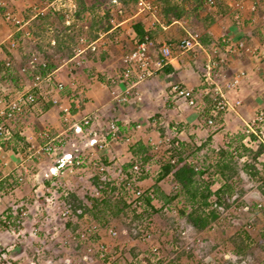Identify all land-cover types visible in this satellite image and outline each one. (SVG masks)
I'll return each instance as SVG.
<instances>
[{
  "label": "rangeland",
  "instance_id": "1",
  "mask_svg": "<svg viewBox=\"0 0 264 264\" xmlns=\"http://www.w3.org/2000/svg\"><path fill=\"white\" fill-rule=\"evenodd\" d=\"M3 1L1 6L4 8L0 11V27L2 29L4 28L6 32L8 30L12 31V35L3 41L4 46L9 48L12 54L8 58L3 57L1 61L5 63L7 59H10V67L12 66L13 70H18L22 66H29L30 60L23 54L27 51H33L32 46L34 45L33 42H35L33 39L35 37L37 38V35L35 36L34 33L35 31L41 33V41L47 42L54 39L52 40L53 47L49 50L53 62L56 61V64L62 66L63 63L61 60H66V62L69 61L62 50H60V46L64 45L60 40L62 38L61 35L64 34V21L73 22L74 13L78 9L76 0ZM84 1L86 6L95 4V0ZM109 1L110 0H99L98 3L102 4L98 6L100 8L98 12L102 13L103 10L109 8L111 10L110 20L114 17V12L117 7H122L126 11L125 21H122V18H116L114 21L116 26L119 25V27L113 26L118 29V42L113 47L112 56L97 64H91L88 60L79 63V56L84 54L87 49L80 54H77L78 50L83 49L85 45L90 42L87 37L80 36L76 39V45L74 46L75 56L77 57L70 61L75 62V65L68 62L67 65L61 68L62 70L58 68L59 73L56 75V78L59 82L63 83L64 80H66V72L70 67L72 68L74 66L78 72L76 76V85L81 89H85L86 85L89 86V81L85 79L87 71L83 73V71H81V66L83 68L91 66L94 69V75L97 74L100 77L106 78V74L104 73L105 70H103V72L100 71V67L107 65L109 62L113 63L114 67L117 63H119L120 66L121 57L126 53H124L126 47L122 44L124 43L123 36H126L125 31L129 28L130 24L134 22H153L155 18L162 16L163 5H180L183 16L181 21L182 24L185 25L183 26L195 32L201 31V26H198L196 16H193L192 13V10L197 8V4L194 0H142L143 2L145 1L146 4H149L150 8L148 10H143L140 4L129 10V8L125 6L118 4L112 5ZM237 1L242 2V7L238 8L237 5L233 3L234 5H232V8L236 13H233L232 16H240L237 18V21L238 19L240 21V23L238 22L240 24L239 26L243 25L240 18L244 20V26L247 25L249 19L250 25L248 27L253 28L259 26V29L264 31V0ZM245 3H248L249 6L245 5ZM222 6L223 5H221V7ZM251 8H253V10ZM201 10L207 12L206 14H210V12L213 11L207 8ZM5 13H9L11 17L19 21V24L15 25L11 20H6ZM138 13L140 14L137 18L127 22L129 18ZM168 16L170 19V16L172 17L173 15L168 14ZM36 20L37 23L35 24ZM90 20V14H86L84 19L77 21L76 26L84 27L86 30ZM170 20H173V18ZM48 21L49 24H51L50 27L45 25V22ZM124 22H126V24L121 26L123 27L121 30L120 24ZM162 23L164 24L165 22L162 20ZM45 26L48 27L45 28ZM19 27V31L16 32ZM172 28L176 32H181L182 29L177 24H174ZM219 28L226 30L227 26L222 24ZM49 29H52V31ZM151 29L152 28H150V30ZM19 33L28 34V36H25L26 47L21 51L22 53H16L18 47L16 36ZM102 33L103 32L100 33V37H102ZM122 34L124 35L121 36ZM81 39L86 40L84 45H81ZM12 43L14 44V48L10 47ZM100 46V48L107 47L105 42H102ZM247 46L252 50L256 49L253 54L248 55H251V58L256 60L254 71L262 73V78L264 79V33L263 35L260 34L256 42H249ZM31 57L36 63L43 62L42 54L33 52ZM106 61H108L107 64L105 63ZM119 68L116 69L117 72ZM103 69H105V67H103ZM248 70L246 69L247 72ZM61 73L63 74L61 75ZM253 88L254 85L252 86V91ZM11 89L12 84L4 78H1L0 75L1 93L6 94L10 92L9 90ZM85 91H81L80 95L78 94L79 92H77L75 100L78 101V105L83 103L82 100L85 98ZM254 91H257L256 93L258 96L256 97L262 96V100L264 101V83L259 81ZM45 97L46 99L49 98V94L45 95ZM53 108L54 113L50 114V117L45 119L48 122L52 121L51 125L47 124L48 127L46 121L43 125H38V121H36L38 116L33 112L28 115L27 118L16 121H24L27 123V125L25 124L26 128L21 127V124H13L12 135L16 130H18V133L23 134L19 136L20 138H24L25 144H22L26 145L27 148L28 144L26 140H35L40 143V140L37 139V133L39 131L48 130L49 134L52 136L62 134V130L59 129L56 131L53 129V126L57 125V123L52 116H56L55 113L61 114L56 105H53ZM127 112L129 113L128 110ZM172 115L174 114L169 112L168 115H165L167 117L161 120L163 128L165 122H171ZM61 116L62 115L59 116L60 121H58L60 124H63V118ZM254 116H252V118ZM105 117L109 118L107 116ZM142 124L144 125V123ZM128 128L129 130L126 129V132L125 130H120L121 135L126 133L127 136H130L128 142L121 136L122 139L120 138L117 141H113L112 144L108 145L105 151L100 154V158L105 155L104 157L112 163L108 178L110 182H113L112 185H115V190L111 193L109 189H107L106 194L95 191V189L92 188L89 182L90 179H88L90 176L89 170L91 169L86 172H78L67 176L57 172L55 175L56 178L53 177L54 179H51L45 175L46 167H52L54 164L51 158L43 155L37 159L36 157L26 159V148L20 152L19 157H15V153L14 155L10 154V150L15 148V144L12 145L10 141L8 142L7 148L9 149V155L5 156L6 159L0 160V216L11 219V227L9 229L11 237L5 241V243H7V249H9V252H7L5 256L8 264H167L168 261L176 258V264H264V251L258 246L260 242L259 234L264 231V183L262 181L253 182L247 175L241 174V177H239L240 183L236 185L235 192L237 193L238 190L242 191L240 198L237 199V194L235 193L232 198L228 200V204L235 210V216L232 217L231 221H227L225 219L226 214L221 215V221L217 223L220 225L218 232H197L189 226L184 219L178 220V222L173 225L171 219H168L159 212L154 214L152 217L153 220L150 222L148 218L146 221L142 219H133L135 215L144 213V205L142 203L140 206L137 205L133 207L132 202L129 207H126L127 202L134 200V195L131 189L122 190V181L116 176V169L118 167L122 168L123 163L129 161L128 150L133 144L142 142V140H146L147 143H151L152 141L155 142L156 138L150 136L148 132L145 133L142 131L143 128H135V130L139 131L135 136V132L133 130L131 131V127L128 126ZM241 130L246 132L244 124L237 125L235 129L227 133L233 135ZM167 132L168 138H172L175 135L170 127ZM206 134L207 131H203L202 137H205ZM188 136L189 134L186 133L185 137ZM199 142L200 141H198V144H201V142ZM244 142H246L249 148L255 151L259 143L264 144V134L260 136V139L257 138L256 141L249 142L246 138ZM151 145L153 146L151 154L156 158L161 155L167 147L163 143ZM20 158L24 161H20ZM4 160H6L7 164L3 163ZM245 160H247V158L243 157L241 161L239 160V164H242ZM259 161L260 163L257 162L260 164L258 167L262 168L261 164L264 163V153L259 157ZM85 162L88 161L85 160ZM15 165L17 166L16 168ZM20 165L26 168V173L21 170ZM149 165L152 167L151 172L147 173L148 175L146 177L141 178L138 183L141 190L140 192H145L144 188L151 187L154 184L161 187V190L165 193L172 192L175 189V184L172 183L171 176L158 182L157 178L159 176L160 167L155 162H150ZM114 169L115 171H113ZM261 174L264 179V168H262ZM46 180H51L49 185L46 184ZM219 186L220 184L214 181L211 185V191H215ZM71 193L76 194L77 197L82 200L83 204L88 207L94 205L95 199L100 200L107 198V196L111 194L112 197L110 198L112 200L121 198L125 206L116 217L111 218L105 225H100L91 219L84 221L80 218H70L68 215V203L66 198H68ZM215 198L216 196H211L209 199L210 202H214ZM158 200L159 199L156 198L155 201L159 202L160 205L161 202ZM233 200L235 201L233 202ZM159 205L157 208H159ZM21 212H23L24 215L20 216L19 214ZM14 213H16V215H14ZM1 220L2 219H0V222ZM71 224H75L76 228L72 230V226L74 225L71 226ZM89 229L92 230L89 232ZM221 232L223 233L222 235ZM241 240L249 247L246 248V253L236 255V245H240ZM111 247H115L113 252L109 250ZM107 252H109L108 255H106ZM180 255H182L181 259L178 258ZM189 255L192 257H187ZM104 256H106V259ZM160 259L163 260V263H159ZM0 261H3V259H0Z\"/></svg>",
  "mask_w": 264,
  "mask_h": 264
},
{
  "label": "trees",
  "instance_id": "2",
  "mask_svg": "<svg viewBox=\"0 0 264 264\" xmlns=\"http://www.w3.org/2000/svg\"><path fill=\"white\" fill-rule=\"evenodd\" d=\"M98 1L99 0H95V4L92 6H86L84 0H76L78 9L74 13L73 22L64 21V34L61 35L62 38L60 40L64 45L60 46V50H62V52L66 55L69 62L77 57L75 56L74 46L76 45V39L80 36H85L90 40V42L92 41L94 43V49H87L84 54L80 55L78 58L79 63L88 60L91 64H97L102 60L109 59L112 56L111 53L113 51V47L118 42V29L114 28L113 25L110 24L111 10L109 8L103 10L102 13L98 12L100 9L98 6L102 4L98 3ZM139 1L140 0H110L109 2L112 5L118 4L131 10L132 7L138 6ZM194 1L196 4L198 2V8H201L203 0ZM3 2V0H0V11L4 8L1 6ZM86 14H90L91 20L85 30L84 27H77L76 23L77 21L84 19ZM168 14L173 15L172 17L170 16V19L173 18V20L176 21L183 17L180 5H163L162 16H158V19L161 22L163 20L165 22L164 24H171L173 20L169 19ZM36 23L37 20L35 21V24ZM45 25L50 27L51 24H49L48 21L45 22ZM48 26H45V28ZM49 30L52 31V29ZM133 30L136 35V42L142 41L146 36L150 39L152 37L150 30L143 28L142 22H137L133 26ZM190 31L197 33L191 29ZM101 32H103L102 37H100ZM34 33L35 36L37 35V38L35 37L33 39V41H35L32 46L33 51H27L23 55L28 57L30 60L29 64L36 65L40 63H36L31 57L33 52L42 54V61L45 62L46 67H42L41 65L38 66V73L42 76H45L46 73H50L49 82L55 86V76L58 71V64H55L52 61V58L50 57L51 54H49V50L53 47L52 40L54 39L47 42L41 41V33H37L36 31ZM25 36H28V34H17L16 38L18 47L16 53L23 51L24 47H26ZM209 37L210 36H208V38ZM206 38L207 36H203V38L199 39L200 45L201 42L206 46L208 45ZM180 40L181 38L175 43H179ZM102 42H105V45L107 46L106 48H100V44ZM170 42L173 43L172 41ZM2 53L4 56L6 55L5 57L7 58L11 56V51L6 47H2ZM70 63L75 65V62ZM12 70V66H6L5 63L0 60L1 78L9 81V83L16 89L15 93L12 92L6 95L1 93L0 90V97H3V99L7 101L22 92V78L18 74L17 70H13V72ZM81 71H83V73L84 71H87L85 79L89 81V84L102 81H106L108 83L110 82L107 77H100L97 74L94 75V69L91 66L88 68H83L81 66ZM77 74V70L66 72L68 79L64 80L63 89L60 92L61 97L65 101H69L72 107L75 105V96L77 95V92L87 90V85L85 86V89H81L76 85ZM30 78L31 76H29V79ZM130 79L133 80L132 77ZM222 114V112H217L215 108L212 107L207 111L205 116L212 118L214 125L218 127L219 124H222L221 120H218L219 116ZM132 127L134 128V125ZM169 127L172 131H174V133H178L182 128H179V126L174 122H171ZM158 131L161 134L163 133L161 128H158ZM246 138L249 142L257 140L256 136L248 134L244 130L236 132L233 135L227 134L225 136V140L219 142L217 148L215 146H211L212 144L209 139L203 144H198V140L192 135H189L184 141H179L176 137H172L170 147H166L164 152H162V154L157 158L151 154L153 146L150 143L137 142L136 144H133V146H131L128 150L129 161H127V163H123L122 165L121 177L124 180L130 182L135 190L141 191L138 183L141 178L148 175L144 170V166L145 164H150V162H155L160 167L157 181L160 182L161 180H165L171 176L172 183L175 184V189L170 193H165L161 190V187H158L155 184L151 187L144 188L145 192L141 193V197L138 199V201H142L144 205V213L135 215L133 219H142L146 221L148 218V221L150 222L153 220L152 217L154 214L159 212L165 215L168 219H171L173 225L178 222V220L184 219L186 223L197 232H218L220 225L217 223L221 221V215L226 214L225 219L227 221H231L232 217L235 216V210H233L231 205L228 204V200H230L233 194L236 193V185L240 183L239 177H241V174L247 175V177H249V179L253 182L262 181L264 183V179L261 174L262 168H264V163L261 164L262 168L258 167L260 166V164H258L260 163L259 157L264 153V144L259 143L257 145V149L253 151L252 148H249L246 142H244ZM12 140L15 142H17V140H22L18 135V131L13 133L9 140L10 143ZM15 151L17 152V150ZM240 157H245L247 160H245L242 164H239V160L241 161L242 159ZM173 159L175 160V163H171V160ZM184 161L186 166H180V168H177V165L182 164ZM100 163L104 165L106 169L104 172H100L94 176L92 178V183L97 191H100L103 194L107 193V189L113 193L115 185L113 186V182H110L108 178L112 163L104 157L100 158ZM134 165H139L141 168L140 172L133 174L132 167ZM113 171H115V169ZM104 176L106 180L104 179L103 181L101 178ZM54 177L56 178V176ZM50 181L51 180L47 181L46 184L49 185ZM214 181L218 182L220 187L215 192H212L211 185ZM124 188L125 185L122 186V190H124ZM238 191L236 193L237 199H239L242 195V191ZM213 195L216 196V201L211 203L209 199ZM110 197H112V194L107 196V198L100 200L95 199L94 205L92 207H88L83 204L82 200H80L76 194L71 193L68 198H66L68 203V215L70 218H80L84 221L91 219L100 225H105L111 218L116 217L125 206V203L121 198L112 200ZM156 198H158V201L161 202L160 205L159 202L155 201ZM234 201L235 200H233V202ZM158 205L159 208H157ZM71 226L72 230L76 228L75 224H71ZM222 234L223 233L221 232V235ZM259 235L260 242L258 243V246L264 251V231ZM244 243L245 242L241 240V244L236 245V255L246 253V248L249 246ZM109 250L113 252L115 247H111ZM108 254L109 252L106 253V255ZM181 257L182 255L178 256L180 259ZM187 257L190 258L191 256L189 255ZM104 258L106 259V256H104ZM159 263H163V260L160 259ZM176 263L177 258L168 261L167 264Z\"/></svg>",
  "mask_w": 264,
  "mask_h": 264
},
{
  "label": "built area",
  "instance_id": "3",
  "mask_svg": "<svg viewBox=\"0 0 264 264\" xmlns=\"http://www.w3.org/2000/svg\"><path fill=\"white\" fill-rule=\"evenodd\" d=\"M139 4L142 5L143 10H148L150 8L149 4H146L145 1L143 2L140 0ZM207 4L213 6L215 0H207ZM125 12L126 11L122 7H117L110 23L113 26H116V23L114 22L116 18H122V21H125ZM5 15L6 20H11L15 25L19 24V21L11 17L9 13H5ZM200 37L199 34L186 30L184 37L181 38L179 43L176 44L171 43L170 41H163L158 47V52L155 54H153L154 47L152 40L148 36L144 37L142 41L136 42L134 49L129 50L121 57L119 66L121 71L117 80L125 85L131 80V77L138 83L146 82L169 63L173 58L175 51L184 54L194 51L196 47L201 48L199 42ZM85 41V39H81V45H84ZM10 47L14 48V44L12 43ZM85 49L93 50L94 43L88 42L83 49L78 50L77 54L82 53ZM201 50L206 57V70L202 76L203 80L201 86H203L205 91L207 90L206 92L211 91L210 97L212 107H214L217 112H222L223 114L233 111L234 106L228 102L225 95L228 90L233 88L239 82L241 77L246 75V72L242 71L231 80L225 81V75H220L221 68L225 66L226 61L222 56L224 54L222 53L221 55L222 51L217 47H213L209 51H205L202 48ZM235 51L244 54H253L256 49L252 50L242 41L229 43L224 49L225 53H232ZM61 61L63 63L62 66L67 65L69 62H66V60ZM54 63L56 64V61ZM5 65L10 66V60L5 61ZM40 65L46 67L45 62L20 67L17 71L22 78V92L8 101L4 100L3 97H0V160L6 159L5 156L9 155L7 145L12 136L13 124L19 119L23 120L24 118H27L28 115L33 113L34 108L40 107V105L45 102V97L40 93V89L43 82H49L50 73H46L45 76L40 75V73H38V66ZM75 70L76 68L74 67L69 68V71ZM29 76H31L30 79ZM220 79H223L224 83L222 81V83L218 84L217 81ZM61 89L62 83L57 81L54 90L58 92ZM9 91L10 92H7L6 94L12 92L15 93L16 89L12 86V89ZM169 93L175 101L184 104L186 108L190 110L194 109L195 111L200 109V105L196 98V92L193 87L184 86L180 83H173L170 85ZM110 95L114 104H124L131 96V87L127 85V87L123 88L121 91H117L114 88L111 90ZM50 97L49 102L56 105L59 112L62 114L63 123L65 125L62 134L67 133L73 136V141L69 142L65 140L61 137V134L52 136L49 134L48 130L39 131L37 133V139L40 140V143L35 140H26L28 145L25 158H39L40 156L46 155L53 160V166L56 169V172L62 173L64 176L78 172H86L91 169L89 170L90 176L88 179H90L89 182L92 188L97 191L92 183V178L100 172H104L106 169L105 166L100 163L101 152L105 151L108 143L111 141H117L122 136L124 137V140L128 142L130 136H127L126 133L121 135L116 122L113 119L106 118L100 111L74 120L69 105L64 104L57 95H51ZM239 104L240 102H236L235 105L238 106ZM71 118L75 121L74 123H71ZM156 124L157 119L152 118L151 121L144 123V125L138 123L135 128L141 129L147 126L155 127ZM213 124V119L207 118L205 121H196L195 125L198 130L202 131L207 127H211ZM244 125L246 127V133L253 134L256 138L260 139V136L264 134V110L259 111L252 119L245 122ZM168 129L169 123L164 124L163 135L158 136L155 139V142L152 141V144L163 143L167 147H170L172 138L167 137ZM173 137H176L179 141L182 140L179 136L175 135ZM78 147H82L83 149ZM10 154L14 155L12 150H10ZM85 160L88 162H85ZM20 161L24 160L20 159ZM3 163L7 164L6 160H4ZM171 163H175V160H171ZM16 167L17 166L15 165V168ZM20 168L26 173V168L23 165H20ZM151 168L152 167L149 164L144 166L146 173L151 172ZM140 169L139 165H134L132 167L133 174L140 172ZM121 173L122 168L118 167L116 169V176L122 181V186L125 185L124 189H131L134 195V200L127 202L126 207H129L132 202L133 207L137 205L140 206L142 201H138V199L141 197V192L133 189L131 183L121 177ZM104 179L105 176L101 178L103 181ZM14 215H16V213H14ZM19 215L22 216L24 213L21 212ZM0 219H2L0 222V259H3V261H0V264H8L5 256L7 252H9V249H7V243H5V241L11 237L9 231L11 227V219H8V217L5 216H0ZM91 230L89 229L88 231L90 232Z\"/></svg>",
  "mask_w": 264,
  "mask_h": 264
},
{
  "label": "crops",
  "instance_id": "4",
  "mask_svg": "<svg viewBox=\"0 0 264 264\" xmlns=\"http://www.w3.org/2000/svg\"><path fill=\"white\" fill-rule=\"evenodd\" d=\"M204 2L205 0H203L201 8H198L197 2V8L195 10L193 9L192 13L193 16H196L198 26H201V31H197V33L199 32L201 36L200 38H203V36H207L206 41H208V43H206L208 45L206 46L201 42V48L205 51H209L213 47H217L222 51L224 50L223 48L225 41L229 43L242 41L245 44H248L249 42H256V40L259 39L260 34L263 35L264 31L262 29H259V26L253 28L248 27L250 25L249 20L247 21V25L244 26L245 22L244 20H242V18H240L243 25L239 26V19L237 21V19L232 16L233 13H236L232 8V5H234L233 3H236L235 0H221L217 3V5L214 6H208L204 4ZM221 5L223 6L221 7ZM245 5L249 6L248 3H245ZM206 8L212 9L213 11L210 12V14H206L207 12L201 10ZM139 14L140 13L132 16L127 22H130L132 19L137 18ZM182 18L178 19L177 21L174 20V22H172L171 24H163L158 18H155L151 23L142 22L144 23V29L150 30V28H152L150 32L152 33L151 39L154 47L153 54L158 52V47L163 41L171 40L173 43H175L180 38L184 37L185 31L188 29L184 27V24H182ZM136 23L137 22L130 24L129 28H127V30L125 31V37L123 36L124 34L121 35L123 36L124 40V43L122 44H124V47H126L124 53L134 49V46L136 44L137 39L133 30V26ZM123 24H126V22L120 24L121 30L123 29V27H121ZM174 24H177L182 28L181 32H176L172 28ZM222 24H225L227 26L226 30H222L221 28H219ZM19 29L20 27L17 28V31H15L18 32ZM11 35L12 31L8 30L6 32L4 28L2 29L0 27V60H2L3 57L7 58L5 57L6 55L4 56V54L2 53V47H4L3 41L9 38ZM208 36H210L212 40L210 37L208 38ZM201 48L196 47L194 51L184 54H181L179 51H175L173 54V58L169 61V63L161 70H159L154 77L148 79L146 82L138 83L133 78V80L127 83V85L131 87V96L124 104H114L111 100L110 95L111 90H113L114 88L117 91H121L123 88L127 87V85L117 80V77L120 74L119 63H117V65L114 67L113 63H108V61H106L105 63L108 64L101 66L100 71L103 72V70H105L104 73L106 74V77L110 82L108 83L106 81H102L95 82L93 83V85L88 84L89 86H86L87 90L84 92L85 98L84 100H82L83 103L78 105V101H75V105L73 107L74 109L72 112V115L74 116L73 119H79L80 117L88 116L89 114L101 111L105 116L113 119L120 130L126 131V129L129 130L128 126L134 129L132 127V124L135 127L137 123H146L151 121L152 118H156V128L147 126L144 127L142 131H144L145 133L148 132L150 136L157 138L160 134L158 128H161L164 132L161 120L166 118L167 116L165 115H168L170 112L171 114H174L172 115L171 122H174L179 126V128L182 127L178 133L175 132V135L179 136L182 139L181 141L186 140L182 137H185L187 133L194 136L198 141H201V144L209 139L212 144L211 146H215L217 148L219 142L225 139L228 131L235 129L237 125L239 126L241 124H245L247 120L252 119V116H254V114L256 115L259 111L264 109V101L262 100V96L256 97L258 96L256 93L257 91H254L256 84H258L259 81L264 83V79L262 78V73L254 71L256 60L252 59L251 55H246L236 51L222 55L221 52V55L223 57L226 55V57H224L226 59V68L222 69L220 75H227L230 79H232V77H236L237 75H239L240 72L249 69V73L246 71L248 74L246 73L245 76L241 77L239 83L232 90H230V92H228L226 96L229 103L234 105L236 101H240L242 104L239 106L234 105L235 107L233 108V111H230L228 114L219 116L218 120H221L222 124H217L218 127L214 125L213 127H207L205 130L200 131L196 128V121H205L209 117L208 115V117H206L205 114H207V111L212 108L210 96L205 93V90L201 89L202 79H200V75L204 74L205 69L203 66L205 64L204 62H206V57ZM62 67L63 66H59L58 68L62 70ZM103 67H105V69H103ZM118 68L119 70L117 72L116 69ZM59 69L56 75L58 74ZM62 74L63 73H61V75ZM67 79L68 77L66 75V80ZM222 81L224 83L223 79L218 80L217 83H222ZM173 83H180L184 86L194 88L198 104L200 105V109L198 111H195L194 109L190 110L186 108L184 104L174 100V98L169 93L170 85ZM253 85L254 88L252 91ZM47 89L48 85L45 84L43 91H46ZM78 94L80 95L81 92L79 91ZM53 110L54 108L48 103L45 104V106L34 108L33 112L38 116L36 118V121H38L37 124L40 126L43 125L46 121L45 119H47V117H50V114L54 113ZM127 110L129 111V113L127 112ZM55 114L56 116L52 117L55 118L57 125L53 126V129H55L56 131H58L59 129L64 131L65 125L60 124L59 122L60 115L57 113ZM73 119L71 118V123L75 122ZM171 122H169V126ZM15 123L21 124V127L26 128L24 121ZM166 123L167 122H165V124ZM47 124L51 125L52 121H46V125ZM203 131H207L205 137H202ZM138 132L139 131L137 130L135 131V136L138 134ZM18 135L23 134L18 133ZM61 136H63V138L69 142L73 141V136L67 133L61 134ZM21 139V141L17 140V142H15L12 140L11 142L12 145L15 144V148L12 149V152L15 153V156L17 157H19L20 152H22L26 148V145L22 144H25L24 138L21 137ZM142 142L147 143L146 140H142ZM110 144H112V141L108 143V145ZM78 148L83 149L82 147ZM15 150H17V152ZM56 173L57 172L54 166L46 167V177L52 179L56 175Z\"/></svg>",
  "mask_w": 264,
  "mask_h": 264
},
{
  "label": "clouds",
  "instance_id": "5",
  "mask_svg": "<svg viewBox=\"0 0 264 264\" xmlns=\"http://www.w3.org/2000/svg\"><path fill=\"white\" fill-rule=\"evenodd\" d=\"M220 1H221V0H215V4H214V5H217V3L220 2ZM235 1H236L235 4L237 5V7H238V8H241V7H242V6H241V5H242V2H239V1H237V0H235ZM204 4L208 5V4H207V0H205ZM214 5H213V6H214ZM208 6H209V5H208ZM251 9H252V8H251ZM252 10H253V9H252ZM239 17H240V16H236L235 18L237 19V18H239ZM248 20H249V19H248ZM251 21H252V20H251ZM173 22H174V20H173ZM249 22H250V20H249ZM116 27H119V25L116 26ZM114 28H115V27H114ZM199 35H200V34H199ZM151 40H152V39H151ZM166 41H167V40H166ZM168 41H171V40H168ZM230 43H231V42H230ZM234 43H237V42H234ZM243 43H244V42H243ZM228 44H229V42L225 41V43H224V48H223V49H225L226 45H228ZM246 45H247V44H246ZM4 47H5V46H4ZM8 49H9V48H8ZM222 53H223V54H227V53L224 52V50H222ZM11 54H12V53H11ZM228 54H229V53H228ZM243 54H244V53H243ZM246 55H248V54H246ZM224 57H226V55H225ZM7 60H10V59H7ZM205 60H206V59H205ZM225 60H226V59H225ZM204 63H205V64H204L203 67H204V69L206 70V66H205V65H206V62H204ZM225 63H226V61H225ZM225 65H226V64H225ZM59 66H61V65H58V67H59ZM63 67H64V66H63ZM224 68H225V66L221 68V71H222V69H224ZM205 70H204V73H205ZM68 71H69V70H68ZM203 75H204V74H203ZM203 75H200V76H201L200 79H202V80H203V77H202ZM225 76H226L225 79H224L225 81H227V80L230 79L227 75H225ZM232 78H233V77H232ZM202 80H201V81H202ZM230 80H231V79H230ZM55 81H56V82L58 81V79L56 78V76H55ZM56 82H55V83H56ZM46 83H47V84H46ZM61 83H62V82H61ZM201 83H202V82H201ZM238 83H239V82H238ZM238 83H237V84H238ZM45 84L48 85V89L46 90V92H44L45 90L43 91V88H44ZM237 84H236V85H237ZM49 85H50V86H49ZM236 85H235V86H236ZM235 86H234V87H235ZM234 87H233V88H234ZM54 88H55V86H53V84H50V82H43V83L41 84L40 93H42L44 97H45V95H48V94H49V98L46 99V97H45V102H44L42 105H40V107L45 106V104H47V103H48L50 106L52 105V107H53V104H52L51 102H49V101H50V98H51L50 96H51V95H57V96L60 98V100H61L64 104L70 106L71 113H72L74 108L72 107L71 103H70L69 101H65V100L61 97V95H60V92H61V90L63 89V83H62V89H61L60 91L57 92V91L54 90ZM233 88H231L230 90H232ZM201 89L204 90V89H203V86H201ZM230 90H228V92H230ZM206 91H207V90H206ZM228 92L226 93L225 97L227 96ZM206 94H208V95L210 96L211 91L206 92ZM210 99H211V97H210ZM226 99H227V97H226ZM236 102H240V101H236ZM236 102L234 103V105L236 104ZM230 104H231V103H230ZM241 104H242V103L240 102L239 105H241ZM232 105H233V104H232ZM234 105H233V106H234ZM239 105H238V106H239ZM235 106H236V105H235ZM235 106H234V107H235ZM59 113H60V112H59ZM228 113H229V112H228ZM228 113H224V114H228ZM60 115H62V114H60ZM222 115H223V114H222ZM61 117H62V116H61ZM63 124H64V123H63ZM136 125H137V124H136ZM136 125H135V126H136ZM213 125H214V124H213ZM213 125H212L211 127H213ZM153 128H156V126L153 127ZM133 131H134V132L136 131V130H135V127H134ZM163 133H164V132H163ZM163 133H162V134L160 133L158 136L163 135ZM150 144H152V142H151ZM155 145H156V144H155ZM148 164H149V163H148ZM145 165H146V164H145ZM180 166H186V165H185V161L182 162V164L177 165V168H180ZM177 168H176V169H177ZM219 187H220V186H219ZM219 187H218L216 190H218ZM216 190H215V191H216ZM215 191H213V192H215ZM213 196H214V195H213Z\"/></svg>",
  "mask_w": 264,
  "mask_h": 264
}]
</instances>
